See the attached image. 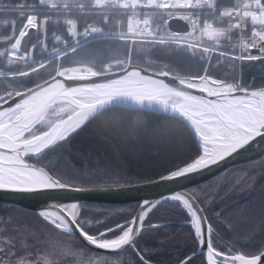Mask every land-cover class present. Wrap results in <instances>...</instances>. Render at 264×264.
Segmentation results:
<instances>
[{"label": "trees", "instance_id": "obj_1", "mask_svg": "<svg viewBox=\"0 0 264 264\" xmlns=\"http://www.w3.org/2000/svg\"><path fill=\"white\" fill-rule=\"evenodd\" d=\"M229 0H217L216 5ZM16 3L31 6L39 15H68L79 25L95 23L104 29L115 28L117 20L123 28L127 8L95 9L87 6H42L39 0H0V5L13 8ZM17 10L0 9V71H18L35 65L42 52L34 46L28 49L31 62L7 65V49L25 19L27 7ZM16 9V8H13ZM212 13H205L213 17ZM162 18L163 10L152 11ZM47 35L60 25L47 22ZM30 56V57H29ZM23 61H28L27 59ZM127 64L164 70L181 76L206 75L231 81L247 89L264 87V58L241 59L213 53L207 59L199 48L170 42L102 38L87 41L58 59L34 68L26 77L0 76V95L20 91L56 73L57 70L85 66L96 72L120 69ZM52 111V110H50ZM35 133L44 130L36 125ZM199 153L188 127L180 119L139 109L106 108L55 146L37 156L27 158L46 169L62 183L79 187H110L146 182L171 171ZM200 205L210 227L213 249L224 254L251 256L264 248V158L231 166L208 180L186 188ZM138 205L83 201L77 204L76 222L88 234L94 235L128 220ZM188 215L177 202H161L146 215L144 227L133 241L135 251L154 264H176L190 255L196 242L187 224ZM155 224V225H151ZM120 229L103 238H113ZM70 239L65 264L84 262L81 256H100L115 264H143L135 251L127 247L117 253H102L83 245L76 236L61 232L40 219L36 213L22 207L0 202V256L12 257L28 250L34 253L39 240L51 232ZM30 232L33 242L23 246L24 235ZM47 234V235H46ZM61 263V262H60ZM184 264H202L200 256Z\"/></svg>", "mask_w": 264, "mask_h": 264}, {"label": "water", "instance_id": "obj_2", "mask_svg": "<svg viewBox=\"0 0 264 264\" xmlns=\"http://www.w3.org/2000/svg\"><path fill=\"white\" fill-rule=\"evenodd\" d=\"M166 26L171 30L187 28L177 18H170ZM34 38L35 27L24 21L11 48L26 54ZM56 104L67 106L69 112L43 131L28 135ZM113 106L180 119L193 135L198 155L149 181L110 187L62 183L27 159L55 146L97 113ZM214 128L230 131L231 135L209 134ZM258 158H264V87L247 89L206 75L181 76L127 64L102 72L87 67L61 69L24 90L0 95V173L24 167L36 174L24 185L0 176V202L33 211L55 229L76 236L97 252L117 253L127 247L135 251L133 241L144 227L146 215L157 204L169 201L177 202L188 215L187 224L196 242L194 251L176 264H184L196 255L202 264H236V255L243 259L241 264H264V248L251 256L228 255L213 249L206 217L186 191L231 166ZM83 201H137L138 205L125 222L90 235L76 222L75 207ZM121 227L116 237L103 238ZM135 253L143 264H154Z\"/></svg>", "mask_w": 264, "mask_h": 264}, {"label": "built area", "instance_id": "obj_3", "mask_svg": "<svg viewBox=\"0 0 264 264\" xmlns=\"http://www.w3.org/2000/svg\"><path fill=\"white\" fill-rule=\"evenodd\" d=\"M216 1L91 0L82 5L95 9L127 8L123 28L119 20L115 28L104 29L95 23L79 25L72 16L39 15L37 11L28 14L26 20L35 27V45L42 52L37 62L58 59L87 41L102 38L128 43L135 40L170 42L202 49L207 59L213 53L243 59L247 49L264 42V3L262 0H229L216 5ZM156 10L165 12L161 18L164 32L152 28L151 12ZM213 11V17L206 16L205 13ZM170 18L184 21L186 30L168 29L166 23ZM47 22H56L61 27L48 36Z\"/></svg>", "mask_w": 264, "mask_h": 264}, {"label": "rangeland", "instance_id": "obj_4", "mask_svg": "<svg viewBox=\"0 0 264 264\" xmlns=\"http://www.w3.org/2000/svg\"><path fill=\"white\" fill-rule=\"evenodd\" d=\"M39 1L44 2L46 4H49V5H52V6L58 7V6H78V5H82V4H88L91 0H39ZM23 6H25V5L21 4L18 6H13V8H16V9H13V8H10L7 6H5V8H4L3 6L0 5V9L3 8V10H10V9L11 10H17V9H21L20 7H23ZM25 7L29 8V10L26 12V15H25V19H26L27 15L33 12V9H32L33 7H31L29 5L25 6ZM151 20H152V28L154 31H156V32H161V31L164 32L165 31L164 26H163V22L159 16L153 17L151 15ZM19 29H18V31H19ZM15 53L16 52L14 51V49L11 48V44H10V46L7 49V56H8V59L6 62L7 65H11V64H15V63L25 64V62L29 63L32 61L30 59L29 60L27 59L28 61H23L25 59L23 57H21V55H19V53H17V55L15 56L14 55ZM246 53H247V56L243 57V59H246V58L247 59L264 58V55H262V54H264V42L257 44L255 47L247 49ZM236 60L239 61L241 59H236ZM43 64H44V62H42V61L37 62L35 60V65H33V66H30L28 68L21 69L18 71H0V76L18 75L21 77H26L31 70H33L34 68H38V67L42 66ZM84 67L85 66H76L75 68L80 69V68H84ZM105 69H107V70L110 69V66H106L104 68V70ZM50 110H52V111H50ZM50 110L45 115L42 122L39 124V125H42L44 127V129H46L52 122L58 120L59 118L63 117L64 115H66L70 109L63 104H56ZM33 134H36L35 130H31V132L28 135H33ZM75 208L79 212L78 207L76 206ZM49 234L50 235H48V237L44 238L43 240H39L37 242L38 245L36 247H34L36 249L34 251V253H30L28 250H26L22 254L15 256L14 258L10 259V257H12L11 255H13V251L11 250V251L7 252L6 254H2V255H7L6 257L0 256V264H65L66 255L69 254L68 252H66V248H68L67 245L69 247H71L70 246L71 240L70 239L68 240L67 238L61 236L59 233H55L53 231ZM23 237H24V241H25L23 243V246H25V244H27L28 242L29 243L33 242L34 241L33 238L35 236L33 237V235L30 232H28V234L24 235ZM81 257L84 258L83 264H115L116 263V261H114V260H110L108 258L100 257L97 255H94V256L92 255L91 257L82 255ZM218 259H220L224 262L229 261V260H224L221 258H218ZM76 263L82 264V262H80V261H77Z\"/></svg>", "mask_w": 264, "mask_h": 264}, {"label": "bare ground", "instance_id": "obj_5", "mask_svg": "<svg viewBox=\"0 0 264 264\" xmlns=\"http://www.w3.org/2000/svg\"><path fill=\"white\" fill-rule=\"evenodd\" d=\"M221 130H216L214 129H210L209 130V134H215V136H228L231 135V133H229L230 131H225V133ZM0 176L4 179H6L7 181L16 183V184H26L28 183L32 178L36 177V174L34 172V170L32 169H28V168H24V167H19L16 169H9V170H3L2 173H0ZM233 259L235 261L236 264H241L242 262V258L238 255L233 256Z\"/></svg>", "mask_w": 264, "mask_h": 264}, {"label": "crops", "instance_id": "obj_6", "mask_svg": "<svg viewBox=\"0 0 264 264\" xmlns=\"http://www.w3.org/2000/svg\"><path fill=\"white\" fill-rule=\"evenodd\" d=\"M39 2H40V1H39ZM40 3L46 4V3H44V2H40Z\"/></svg>", "mask_w": 264, "mask_h": 264}]
</instances>
